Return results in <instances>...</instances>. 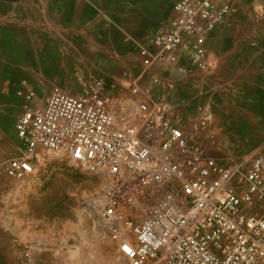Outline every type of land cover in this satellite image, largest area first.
<instances>
[{
  "label": "built area",
  "instance_id": "1",
  "mask_svg": "<svg viewBox=\"0 0 264 264\" xmlns=\"http://www.w3.org/2000/svg\"><path fill=\"white\" fill-rule=\"evenodd\" d=\"M173 9L137 46L141 73L125 74L133 77L134 107L112 94L124 89L118 81L106 85L84 72L77 88L53 85L40 108L29 92L14 124L23 155L7 160L4 172L24 178L43 151L106 175L103 217L114 221L110 237L128 264H264V144L214 159L202 141L205 124L140 85L148 70L157 72L156 85L160 70L204 55L206 37L233 8L229 0H176Z\"/></svg>",
  "mask_w": 264,
  "mask_h": 264
},
{
  "label": "crops",
  "instance_id": "2",
  "mask_svg": "<svg viewBox=\"0 0 264 264\" xmlns=\"http://www.w3.org/2000/svg\"><path fill=\"white\" fill-rule=\"evenodd\" d=\"M175 1L0 0V99L22 79L42 94L50 85L72 90L84 72L106 85L118 81L124 89L112 94L134 107L128 88L141 73L137 46L175 15ZM229 2L233 9L206 37L204 55L168 66L156 85L146 75L140 82L185 119L204 123L202 141L218 160L237 150L229 136L264 128V0ZM30 234L7 241L1 233L0 264H19L13 248L32 244Z\"/></svg>",
  "mask_w": 264,
  "mask_h": 264
},
{
  "label": "rangeland",
  "instance_id": "3",
  "mask_svg": "<svg viewBox=\"0 0 264 264\" xmlns=\"http://www.w3.org/2000/svg\"><path fill=\"white\" fill-rule=\"evenodd\" d=\"M164 69L158 72L160 79ZM154 74L145 73L149 81ZM26 84L22 79L0 99V234L8 241L16 240L20 232H31L32 244L13 248L20 252L19 264H128L110 237L114 221L103 217L106 175L89 172L64 154L43 151L33 158L31 174L22 179L5 174L6 161L23 155L14 124L25 95L34 91L29 103L40 108L51 86L42 94ZM229 140L237 150L224 159L262 146L264 128L231 135ZM145 205L135 209L132 218L142 216Z\"/></svg>",
  "mask_w": 264,
  "mask_h": 264
},
{
  "label": "bare ground",
  "instance_id": "4",
  "mask_svg": "<svg viewBox=\"0 0 264 264\" xmlns=\"http://www.w3.org/2000/svg\"><path fill=\"white\" fill-rule=\"evenodd\" d=\"M99 173H101V172H99ZM99 173H98V174H99ZM48 197H49V196H48Z\"/></svg>",
  "mask_w": 264,
  "mask_h": 264
}]
</instances>
